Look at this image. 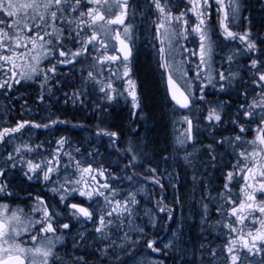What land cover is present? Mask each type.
<instances>
[{"label": "snow or ice", "instance_id": "snow-or-ice-1", "mask_svg": "<svg viewBox=\"0 0 264 264\" xmlns=\"http://www.w3.org/2000/svg\"><path fill=\"white\" fill-rule=\"evenodd\" d=\"M151 5L157 13V19L152 21V24L159 34L155 39L160 45L157 48L154 44L153 47L160 60L158 66L169 70L166 86L172 101L175 102L174 109L178 107L190 112L197 97L189 87L188 81L185 80L186 71L179 77L185 81L183 88L173 78V72L177 70L173 64V53L198 57L197 80L201 79L203 71L201 66H210L212 61L215 45L212 39L214 27L219 28L224 40H239L245 45L247 53H260V56L251 58L249 66L250 82L260 91L251 98L250 102H248L247 91L243 93L245 103L239 105L237 118L231 121L238 126L239 133L243 134L251 130L250 126L254 118L259 117L255 121L253 139L246 142L253 147V150L237 153L232 170L224 174V192L221 196L228 197L226 204L230 205V209L225 210L223 207L218 209L222 216L234 218L224 224L228 233L222 248L228 254L227 260L229 264H243L249 254L264 252V59L260 58L264 56V49L257 48L256 42L251 39L250 31L240 33L232 30L236 26L240 10L239 0H186L184 10L179 11L178 14L173 13L170 0H151ZM213 5H215L216 15L215 26L211 23ZM134 14L131 0H0V69L8 66V72L5 73L8 78L0 82V89H10L14 84H19L22 79H32L34 75H39L41 61L50 56L63 58L57 60V64H73L78 62V57L89 54L91 49L98 53L92 57V67L99 65L102 68L107 65L109 75L105 80H97V75L101 73L89 71L85 79L100 85L99 91L103 94V99L112 101L117 97H124L125 100L130 98L132 107L139 108L137 85L131 76V61L135 47L134 26L128 22ZM61 21L63 25L58 26ZM73 24L75 28L72 27ZM65 40L78 44L79 47L73 51L65 46ZM180 40L197 44L198 47L187 48L180 44ZM109 52L114 54L109 55ZM227 59L232 61L233 56L229 55ZM183 63H185L184 60L181 61V64ZM57 64H53L44 72L45 80L50 78L48 73L55 74ZM25 66L29 69L28 71L22 70ZM16 69L21 71L17 72ZM216 75L219 81L229 86H231V80L235 78V74L225 75L224 72H217ZM116 82L126 83V88L121 90L114 86ZM208 83H212L211 77L208 78ZM199 90L201 92L199 99L203 101V87ZM223 90L222 84L221 91ZM82 94L79 91L74 92L73 101L75 102ZM220 107L222 108L223 105ZM241 117L244 118L243 123H241ZM182 119L187 127L177 138V142L183 147L193 139L191 135L193 124L188 115L183 116ZM205 119L219 123L222 118L216 108H211ZM52 123H64V121H52ZM48 126L33 124L28 120L19 121L14 127L0 128V143H11L16 134H22L29 127ZM240 134L230 138L228 142L242 141ZM97 135L118 138L119 133L101 129ZM66 143L65 138L56 141L55 151L49 152L47 158L39 160L25 159L24 156L25 153H37L43 145H36L35 148L28 144L14 147L4 164L0 165V194H3L4 198L13 195L7 191V174L11 169L16 168L17 164L22 165L26 169L23 174L28 180L39 179L42 174L45 182L57 184L58 186L53 187L51 191L60 194V203H64L73 193H77L88 201L96 200L97 208L91 210L90 206L85 207L77 203L65 206L70 208L72 217L93 221L96 224L94 231L100 234L101 238H108L106 230L114 224V218L115 222L123 227V218L132 217L134 206L139 202L133 193H128L122 201L116 199L120 195V190L114 188L108 180L118 178L107 169L93 168L91 163L85 166L83 160L76 159L71 151L64 150ZM208 147L211 149V146ZM74 151L79 153L80 149L76 148ZM126 151L132 155L125 168L135 167L137 155L133 147L129 145ZM188 155L185 159H188ZM64 157L68 158L66 165L61 163ZM212 160L215 161V157H212ZM70 167L74 171L66 175L63 182L54 179L61 169L68 172ZM149 171L155 174L157 170L150 168ZM73 175L78 176V179L73 180ZM98 177H105L104 182H101ZM238 177L243 181V186L238 198L232 199L229 185ZM126 179L131 181L133 176H127ZM151 179L153 183L160 184L155 175ZM93 184L96 185L94 188ZM257 195L261 197L259 200ZM98 198H102L103 206H100ZM29 199H34L29 213H26L23 208L12 209L9 205L0 203V264H56L58 257L54 249L57 243H62V236L57 234L62 230H69L71 226L68 223L59 224L56 219L59 214L55 209L50 210L49 205L40 196L29 197ZM159 211H167L171 218V211L166 206H160ZM33 214H39V218L37 219ZM128 223L132 224V220L129 219ZM245 229L248 230L245 231ZM131 230L139 232L140 236L133 240L128 232L124 233L123 240L126 243L119 247L125 255H132L135 246L140 243L153 252L161 251L156 247L158 239L145 238L147 234L144 228L134 227ZM112 246L108 245L103 251L106 253ZM164 247L168 248L170 245L166 244ZM208 251L215 258L216 251L210 248ZM117 261H120L119 255ZM260 264H264V260Z\"/></svg>", "mask_w": 264, "mask_h": 264}, {"label": "rangeland", "instance_id": "rangeland-1", "mask_svg": "<svg viewBox=\"0 0 264 264\" xmlns=\"http://www.w3.org/2000/svg\"><path fill=\"white\" fill-rule=\"evenodd\" d=\"M131 4L135 13L134 16H131L128 21L134 26L133 40L135 42L133 57L131 61V76L137 85V92L139 95L138 81L135 76L134 64H136L140 57L147 55L150 60L156 64L157 70L159 71L160 69V71L163 73L164 78L167 77L169 70L160 68L158 66L160 60L157 55L156 49H154L153 47L154 44L157 45V48L160 45L159 41L155 39V37L159 34L156 32L152 21L157 19V13L154 6L151 5V0H131ZM239 4L240 10L236 19V26L233 27L232 30L240 33L244 31H250L251 39L255 41V38H252V35L256 34L257 23H259L260 25V30L264 29V0H239ZM170 6L172 7L173 13L178 14L179 11L184 10L186 6V0H170ZM212 7L213 10L211 12V23L215 26V5H213ZM62 25L63 22L61 21L58 26ZM72 27L75 28V24H73ZM48 30L51 31V29ZM65 36H67V32H65ZM212 39L215 41L212 61L210 66H201L203 71L201 72V79L199 80L196 79V74L198 71V69L196 68V64L199 63L198 57H190L187 56V54L181 56L178 52L173 53V64L177 69L175 72H173V78H175L184 87L185 81L179 79V77H181L186 71L187 76L185 77V80L188 81L189 87H191L195 92L197 99L190 112L187 110L185 113L178 112L171 114L172 121L171 130L170 132H168V142L172 145L167 146V148L168 151H170L173 155L172 157H169L168 155L160 157L159 154L154 150H152L148 146L145 147L144 145L145 143L147 144V139L145 137V133L143 132L138 137H128V139H126V141L122 143L121 141L123 140L120 139V136H118V138H112L107 135L98 136L97 133L101 128L99 125H96L97 130L95 131L90 132L88 130V133H86L85 136L86 138H84L83 140L81 139L82 137L80 135L74 136L73 133H63L64 130L62 128H73L82 132L84 130V126L80 121L77 123L71 122V119H67L68 116H64L62 120L58 119L56 114L53 113L54 111L50 109V106L53 102L61 104L66 109L68 107V104L79 109L84 106L85 100L88 101L89 99H91L92 105L94 107L93 110H97L103 107L104 104L116 106L118 108L119 106H126L127 109H129V111L132 113L133 118L137 117V115L139 116L138 121L145 120L147 118L142 114V111L140 110L141 102L139 108H133L130 98L128 100H125L124 97H117L112 101L103 99V94L99 91L100 85L96 84L94 81L85 79L89 71H93L94 73H101L97 75V80H105V78L109 75V66L107 65L103 66L102 68L99 65H97L95 68L92 67V57L98 55V53L91 51L90 49L89 54L78 57V62H74L73 64H57V60L63 58L58 56H50L48 59L41 61L39 65V75H34L32 79L21 80L20 84H29L33 81L36 82L37 95H40L45 100H47V106L45 107V109L48 113H46V115H48L49 118L52 119V121H64V123L53 124L51 121L49 123H52V127H47V129H49L50 131H42L35 137L34 135H30L29 131L33 130V128L30 127L27 128L22 134H16L15 139H13L11 143H3V145L0 146V165L4 164V161L6 160L8 154L13 152L14 147H18L23 144H28L33 148H35L36 145H43V147L38 149L37 153H25V159L34 158L35 160H39L41 158H47L49 156V152L55 151L57 147L56 141L60 140L61 138H65L67 141V143L64 145L65 151H71L76 159L83 160L85 162V166H87L88 163H91L93 168L107 169L108 172H111L114 177L118 178H109L108 180V182L114 188L120 190V195H118L116 199L122 201L128 193H133L136 200L139 202L138 205L134 206L133 216L130 218H123V227H120L119 223L115 222L114 218V224L110 228H112L115 232H118L119 229L121 230V235H113L114 242L116 241V237L118 238L119 236H124V233L128 230H131L134 227L141 228V220H151L152 230L155 229L156 232L157 230H159L157 228L158 225L156 224V222L159 220V216H163V219L165 220V228L169 227L170 222L173 221L174 218H176V221L174 220V223L173 225H171L170 230H165L163 231V233L161 232L160 237L158 232L156 237L152 235L148 238L159 240L160 243L158 242L156 247L161 249L160 252H153L147 249L141 243L139 244L140 247L137 248L133 252V254L130 255V257H128L127 261H123V264H166L165 260L162 259L160 255L164 254V256H167V252H165V249L170 250L171 252L173 251L176 257H178L181 261L188 259L189 261L186 262V264H229V261L227 260L228 254L223 250L222 245L226 243V237L228 233V229L224 227V224L229 223L232 219H234L233 217L221 215L218 216L219 218L216 220L215 224H212L211 221L212 225L209 226L208 230L210 232H214L215 234L217 233V235L222 237V242L218 244L216 241L211 244L209 240L205 239L208 237V235L204 234V236H201V239H197V244L193 245L190 232L191 225L194 222L193 219L204 222L205 219L208 218L207 216L210 206L207 204V201L201 199L200 191L197 186V182L199 181L194 179L197 178L196 169L189 165L188 159H185V156L191 154V149H193L192 151L194 153L198 151V147L199 149H202V147L199 146L200 141L207 142V140L211 137V133L213 132V126L221 127L228 125V122L223 123V116L221 115L222 108L220 106L218 107L214 101H209L208 103L207 97L205 95L207 89L209 90V88H211L214 84L220 85V82L225 83L218 80V77L216 75L217 72H224L225 75H228L229 73L232 74L238 73L239 71H244L246 80L243 82H246L247 84L243 85V88L248 89L247 95H249L250 97L248 102L251 101V98L256 93H258L260 89L251 84L249 74L251 58L257 57V54L247 53L245 50V45L242 44L239 40H224L223 36L220 34L219 28L214 27ZM259 39H261V33ZM64 44L67 48H71L73 51L77 50V48L79 47L78 44L71 43L68 40H65ZM180 44H183L187 48L191 49H196L198 47L197 44L188 43L184 40H180ZM237 50L240 51L238 52ZM108 54L112 55L114 53L109 52ZM229 55L233 56L232 61H228L227 57ZM260 58L264 59V56H261ZM182 60H184L185 63L181 64ZM17 63L22 62L17 61ZM53 64H57L56 70L67 68L68 71V82L66 83L65 81L62 84L61 82H58V84L56 85L57 88L60 87V96L57 97L52 96L50 78L45 80L44 77V72H46L47 69H49ZM112 68L114 70V66H112ZM22 70L28 71L29 69L27 68V66H25ZM16 71L19 72L21 71V69H16ZM7 72L8 66L0 69V82L8 78V76L5 75V73ZM51 74L53 73H48V76L50 77ZM209 77L212 78L211 84L208 83ZM17 79H19V76H17ZM163 82L166 88L165 79L163 80ZM114 86L119 87L121 90H124L126 88V83L116 82ZM200 87H203V101L199 99V97L201 96V92L199 90ZM8 89L9 88L0 89V109L3 105V99L1 98V96H11V88L9 89V91ZM210 90H212V88ZM77 91L82 92L83 94L79 95L74 102L72 99V94ZM24 108L26 107L22 106L21 108H19L18 113L22 114L21 112ZM211 108H216L220 113L222 118L221 122H209L205 119L208 111ZM0 113L2 114V111H0ZM185 115H188L192 120L193 128L191 135L193 139L188 141L182 147L178 144L177 138L180 137L181 133L187 127L182 119ZM5 116L6 115H4L2 120H0V125L3 124L12 126L8 125L6 119L4 120ZM258 119L259 117L254 118V122ZM49 123L41 122V125H48ZM255 128V125H251V130L243 134L239 133L242 136V141L240 142L229 143V139L225 138L224 141L220 144L221 146H223L226 152H231L232 154L229 158L232 160V163H230L231 165H229V168H226L225 173L232 170V165L236 163L237 153L244 150H247L248 152H251L253 150V147L246 142L253 139L255 135ZM66 130L68 131V129ZM137 130L138 124H135L132 132H136ZM204 134H208V137H203ZM93 135L95 136V139L93 138ZM74 137L81 140L77 141ZM138 138L140 139V142L137 141ZM103 139H105L107 146L106 148L100 150L98 148V145L103 143ZM207 144L208 143H206L203 148H205ZM129 145L133 147L134 152L137 155V160L135 162V167L125 168V165L129 164V160L131 159L132 155V153L126 151ZM76 148L80 149L79 153H76L74 151ZM88 155H91L92 157L89 159ZM189 157L190 155H188V158ZM61 163L65 165L68 164V158L64 157ZM187 165H189L188 167L190 170L187 173L192 180L186 179L185 177L184 170L186 169L184 168H187ZM112 167L118 169L119 172L114 171ZM150 168L156 169V173L153 174L152 172H150ZM25 170L26 169L24 168V166L17 164L16 168H13L8 172L7 191L12 193L13 195L4 198L3 194H0V203L7 204L12 209H15L17 207L23 208L26 213H29L31 206L34 204V199H29V197L34 198L36 196H40L49 205L50 210L55 209V211L59 214L56 217L59 224L62 225L64 223H68L71 226L69 230H62L57 234L62 236V243H57L54 249L56 256L58 257V259L56 260V264H83V252L85 250V247L90 250V247L93 245L95 239H97L98 245L102 240L105 239L101 238L100 234L94 231L96 224H94L93 221H85L82 218L77 219L72 217L70 208L66 207L65 205L78 203L82 204L85 207L90 206L91 210L97 208V201H88L86 200V198L80 197L77 193H73L64 203H60V194L51 191L53 187L58 186L57 184H50L45 182L42 179V174L39 179L34 178L32 180H28L27 177H25L23 174ZM73 171L74 169L71 167L69 168L68 172H65L63 169H61L59 175L55 176L54 179L63 182L64 177L66 175H70ZM130 175L133 176V179L131 181L126 179V177ZM153 175H155L156 178L159 179V185L153 183L151 179ZM72 179H78V176L73 175ZM98 179L101 182H104L105 177H98ZM223 181L225 183V175L223 176ZM161 185L163 186L162 188ZM95 186L96 185L94 184L92 185L93 188ZM179 186H181V188ZM242 186L243 181L239 179V177L229 185L231 189L232 199L238 198ZM175 188L176 190H174ZM223 192L224 189L220 192L221 202L219 203V209L223 207L225 208V210H229L230 205L226 204L228 197H222L221 193ZM172 193L174 194V196H178L177 201L180 199V209L178 205L177 208L169 205L168 199L173 196ZM260 198L261 197L257 195V199L259 200ZM98 199L100 206H103L102 198ZM160 206H166L167 209L171 211V218L169 217L167 211H159ZM33 215H35L37 219L39 218V214ZM129 219L132 220V224L128 223ZM247 230L248 229H245V231ZM137 233L139 235V232ZM138 238L139 236L136 239ZM185 240L187 243H185ZM110 241L111 245H113V241ZM166 244L170 245V247L165 248L164 245ZM202 245L204 246L203 248L201 247ZM209 248L216 251L217 255L215 256V258H213L211 253L208 251ZM104 249L105 247L104 245H102V251ZM106 253L103 251L102 256L106 257L105 260L108 261L109 264L118 262V254L115 255V253L112 252L110 256H107ZM95 254L97 255V253ZM125 256L128 255H124L123 253L119 255L120 258H124ZM262 260H264V252L259 254H249L247 260L243 261V264H260Z\"/></svg>", "mask_w": 264, "mask_h": 264}, {"label": "trees", "instance_id": "trees-1", "mask_svg": "<svg viewBox=\"0 0 264 264\" xmlns=\"http://www.w3.org/2000/svg\"><path fill=\"white\" fill-rule=\"evenodd\" d=\"M134 67L135 76L138 81V90L141 102L140 110L142 111V114L147 117L145 120L138 121V115L137 117L133 118L132 113L129 111V109H127L126 106H119L118 108L116 106L104 104L103 107L97 110H93L94 107L92 105L91 99H89L88 101L85 100L84 106L79 109H77L75 106H71L70 104H68V107L66 109L64 106L58 103H56L55 105L54 103H52L50 109L54 111L53 113L56 114V116H60L62 118L64 116H68L67 119H71V122L77 123L80 121L84 126V130L82 132L73 128H62L64 130L63 133H73L74 136L80 135L82 137L81 139L83 140L84 138H86L85 136L86 133H88V130L90 132L95 131L97 130L96 125H99L101 127L100 130L104 128L109 132L119 133L120 139L123 140L121 141L122 143L126 141L128 137L135 138L143 132L145 133V137L147 139V144L145 143L144 145L145 147L148 146L156 153H158L160 157H163L164 155L172 157L173 155L170 151H168L167 148V146L172 145L168 142V132H170L171 130L172 121L171 114L178 112L185 113L187 110L181 111L178 108L174 109V105L170 101L167 90L164 86L163 80L165 78L162 75L163 73L160 71V69L159 71L157 70L156 64L152 62L147 55L140 57L136 64H134ZM232 74H235V78L231 80V86H229L227 83L220 82V85L214 84L211 87L212 90H210L211 88H209V90L207 89L205 94L208 103L209 101H214L218 107L220 105H223L221 115L223 116V123L228 122V125L221 127L213 126V132L211 133V137L208 140L206 139L207 142L200 141L199 146L202 147V149H199L198 147V151L196 153H194L192 151L193 149H191V155L188 158L189 165L196 169L197 178L194 179L199 181L197 182V186L200 191L201 199L207 201V204L210 206L207 216L208 218H206L204 222L193 219L194 222L192 223L190 229L193 245H196L197 239H201V236H204V234L208 235V237L205 239L209 240L211 244L216 241L219 244L223 240L222 237L217 235V233L215 234L214 232H210L208 230L209 226L216 223V220L219 218L218 216H221L218 209L220 207L219 203L221 202L220 192L224 189L223 176L226 168H229V165H231L230 163H232V160L229 159L232 155L231 152H226L223 146H221L220 144L222 143L221 141H224L225 138L230 139L239 134L238 126L233 124L231 121L237 118L236 114L239 105L241 103H245V96L243 95V93H245V91H247L248 93V89L243 88V85L247 84L246 82H243L246 80L244 71H239L238 73ZM67 82L68 79L66 80V83ZM222 84L224 85L223 91H221ZM247 96L249 100L250 97L249 95ZM1 98L3 99V105L0 109V111H2V114L0 113V116L3 114L8 116V125H15V116L18 115L17 113L19 112V108H21L23 104L18 106L16 103H13L12 95L10 97L1 96ZM27 111L28 110L24 108L22 110V113H27ZM243 122L244 118L241 117V123ZM135 124H138V130L136 132H132ZM251 125L256 126V122H253ZM66 129H68V131ZM207 135L208 134H204L203 137H208ZM74 138L77 141L81 140L76 137ZM93 138L95 139V136ZM103 140V143L98 145V148L100 150L106 148L107 146L105 139ZM137 141L140 142V139L138 138ZM206 143H208L207 146L203 148ZM208 146H211V149H209ZM88 157L90 159L92 156L88 155ZM212 157H215V161L212 160ZM189 165H187V168H184L187 170H184L186 179H190L187 173L188 171H190L188 167ZM112 168L114 171L119 172V170L115 167ZM179 187L181 188V186ZM174 190H176V188ZM177 198L178 196H174L173 194V196L168 199V203L169 205L174 206V208H177L178 205L180 209V199L177 201ZM174 220L176 221V218H174ZM174 220L171 221L172 223L170 222L169 227L165 228V220L163 219V216H159V220L156 222V224L158 225L157 228L159 230H157L156 232L155 229L152 230L151 220H141L140 225L141 228H144V231L147 234L145 238L148 239L152 235L156 237L158 232L160 237L161 232L163 233V231L165 230H170V227L171 225H173ZM127 232L133 240L140 236V234L138 235L137 232L132 230H128ZM113 235H121V230L119 229L118 232H115L112 228H109V230H107L108 238H104L105 240H102L99 245L97 239H95L93 245L88 251L85 247V250L83 252L84 264H109V262L105 260L106 257L102 256V245H104L105 248L108 245H111L110 240H112L114 244L113 247L108 249L106 255L110 256L112 252L115 253V255H120L121 253L125 255L119 245L125 244L126 241L123 240V236H119L118 238L116 237V241L114 242ZM185 243H187L186 240ZM139 247V244L136 245L135 250ZM165 252H167V256H164V254L160 255L162 259L165 260L166 264H186V262L189 261L188 259L181 261L178 257H176L173 251L171 252L170 250L165 249ZM95 253H97V255ZM128 257L130 256L120 258L119 262H114L113 264H123V261H127Z\"/></svg>", "mask_w": 264, "mask_h": 264}, {"label": "flooded vegetation", "instance_id": "flooded-vegetation-1", "mask_svg": "<svg viewBox=\"0 0 264 264\" xmlns=\"http://www.w3.org/2000/svg\"><path fill=\"white\" fill-rule=\"evenodd\" d=\"M256 26H257L256 34L252 35V38H255V42L257 44L258 49H264V29L260 30L259 23H257ZM260 33H261V39H259ZM255 53L257 54V56L260 55L259 52H255ZM67 72H68L67 68L58 69V70H56L55 74L50 75L52 96H54V97L60 96V92H59L60 87L57 88L56 85L58 84V82H61V84H62L63 82H65L67 80V77H68ZM36 84L37 83L34 81L29 83V84H20L19 83V84H14V86L11 88L10 93L12 95L13 103H16L18 106L23 104V106L26 107V110H28L27 113H24L25 110L23 113L21 112L22 114L17 113L18 115L15 116V120H14V121H16V123L19 121L28 120V121H31L33 124H40L41 125V122L49 123L52 121V119H50L49 116L46 115V113H48L47 110L45 109V107L47 106L46 105L47 100H45L44 98L40 99L41 96L37 95ZM8 91H9V89H8ZM53 103H54V105L56 104L55 102H53ZM0 117H3V116L1 115ZM57 117H58V119H61V120L63 119L60 116H57ZM8 118L9 117L6 116V117H4V120L6 119V122H9ZM0 120H2V118H0ZM48 125H49L48 127H52V123H49ZM3 127H14V126L13 125L12 126H7V125L5 126V125L1 124L0 128H3ZM30 128H33V130L29 131V133H30V135H34V137L37 136L42 131L43 132L50 131L49 129H47V127H30ZM1 145H3V143H0V146ZM88 250L89 249H87V251ZM83 264H84V261H83Z\"/></svg>", "mask_w": 264, "mask_h": 264}, {"label": "water", "instance_id": "water-1", "mask_svg": "<svg viewBox=\"0 0 264 264\" xmlns=\"http://www.w3.org/2000/svg\"><path fill=\"white\" fill-rule=\"evenodd\" d=\"M175 79V78H174ZM166 80H167V77L165 78V85H166ZM177 83L178 84H180L178 81H177ZM180 86H181V88H183V86L180 84ZM166 90H167V94H168V97H169V99H170V101L173 103V105H174V101H172V99H171V94H170V92H169V90H168V88H167V86H166ZM178 108V107H177ZM179 109V108H178ZM179 110H181V111H185V109H179Z\"/></svg>", "mask_w": 264, "mask_h": 264}]
</instances>
